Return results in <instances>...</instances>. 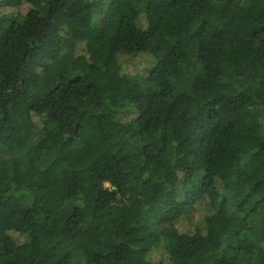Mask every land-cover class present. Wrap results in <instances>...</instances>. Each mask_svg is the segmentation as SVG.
<instances>
[{
	"label": "trees",
	"instance_id": "16d2710c",
	"mask_svg": "<svg viewBox=\"0 0 264 264\" xmlns=\"http://www.w3.org/2000/svg\"><path fill=\"white\" fill-rule=\"evenodd\" d=\"M244 1L0 0L20 157L0 264H264V0Z\"/></svg>",
	"mask_w": 264,
	"mask_h": 264
},
{
	"label": "rangeland",
	"instance_id": "374dc122",
	"mask_svg": "<svg viewBox=\"0 0 264 264\" xmlns=\"http://www.w3.org/2000/svg\"><path fill=\"white\" fill-rule=\"evenodd\" d=\"M146 0H137V3L140 7H144ZM245 4H248L249 2L247 0L244 1ZM70 45L71 41H66L65 45L63 46V54L62 59L66 62L70 60ZM39 72H42V68H38ZM142 147L143 143L140 139H133V140H126L124 138L118 139V148L122 154H125L128 156V158L131 161H135L139 158H141L142 155ZM161 147V146H159ZM158 147V148H159ZM157 148V149H158ZM156 149V150H157ZM19 160L20 157H16L13 154L7 153L6 149L2 144H0V160L5 161L9 166H11L14 159ZM48 159V158H46ZM180 194L182 195V191L180 190ZM195 217V208L194 207H187L186 208V219L189 223H192Z\"/></svg>",
	"mask_w": 264,
	"mask_h": 264
}]
</instances>
